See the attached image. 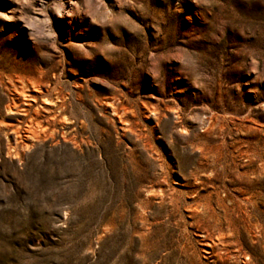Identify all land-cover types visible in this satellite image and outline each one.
<instances>
[{"label":"rangeland","instance_id":"1","mask_svg":"<svg viewBox=\"0 0 264 264\" xmlns=\"http://www.w3.org/2000/svg\"><path fill=\"white\" fill-rule=\"evenodd\" d=\"M0 114V264H264V0H0Z\"/></svg>","mask_w":264,"mask_h":264},{"label":"bare ground","instance_id":"2","mask_svg":"<svg viewBox=\"0 0 264 264\" xmlns=\"http://www.w3.org/2000/svg\"><path fill=\"white\" fill-rule=\"evenodd\" d=\"M17 94L19 95V93H17ZM17 112H19L18 104L13 103L12 105L7 106L5 114L17 113ZM5 114H0V127H2L4 125L3 120H4V118L7 117V115H5ZM27 133L28 134L26 135V137L31 138L33 131L27 130ZM14 135H15V133H14Z\"/></svg>","mask_w":264,"mask_h":264}]
</instances>
